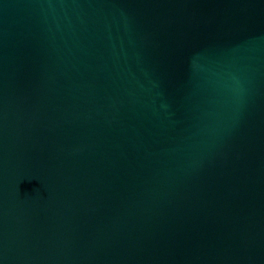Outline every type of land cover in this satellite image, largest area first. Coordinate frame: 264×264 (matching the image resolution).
Segmentation results:
<instances>
[{
	"label": "water",
	"instance_id": "95a60500",
	"mask_svg": "<svg viewBox=\"0 0 264 264\" xmlns=\"http://www.w3.org/2000/svg\"><path fill=\"white\" fill-rule=\"evenodd\" d=\"M0 264H264V0H0Z\"/></svg>",
	"mask_w": 264,
	"mask_h": 264
}]
</instances>
